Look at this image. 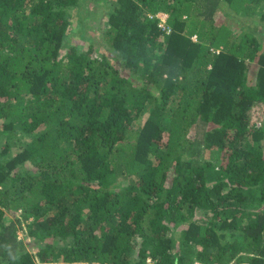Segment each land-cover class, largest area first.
Segmentation results:
<instances>
[{"label":"trees","instance_id":"16d2710c","mask_svg":"<svg viewBox=\"0 0 264 264\" xmlns=\"http://www.w3.org/2000/svg\"><path fill=\"white\" fill-rule=\"evenodd\" d=\"M88 4L0 0V264H264V0Z\"/></svg>","mask_w":264,"mask_h":264},{"label":"rangeland","instance_id":"374dc122","mask_svg":"<svg viewBox=\"0 0 264 264\" xmlns=\"http://www.w3.org/2000/svg\"><path fill=\"white\" fill-rule=\"evenodd\" d=\"M112 1L114 0H98V1H94V0H89V4L86 6V8L88 10L91 9V12L93 11V15H90L89 19H86V23H81L83 26L82 30L79 31L78 28L80 26H77V22L76 20H74V22L72 23L73 25V29L71 30V32L69 33V42L71 44L76 45L77 47L80 48V50H86L89 45L91 40H93V38L96 40L95 46H99L101 45V42L99 43V35L101 36L102 32V26L99 23V20L97 18L100 17L102 10L105 9L106 5L111 4ZM164 13V12H163ZM106 18H104L105 20ZM103 23V22H102ZM194 40H197L196 36H193ZM101 51H106L107 53H110L108 48H105V46L101 47ZM111 55H113L112 53H110ZM253 116L257 117L258 115H260V109H254L253 110ZM263 114V116H262ZM262 118L257 122V126H262L261 123H263V119H264V111L261 113ZM147 115L144 113L142 118L138 121V124H142L144 122V120L146 119ZM261 122V123H260ZM195 131L192 129L190 132V135H194ZM206 157L208 159H211L213 161H221V158L223 156V153L221 155V152L217 149H211V150H207L206 152ZM30 165V164H29ZM20 237L22 238L23 236V232L20 231L19 232ZM227 240H232L231 236H227ZM26 242H29L28 240H26ZM190 248V247H189ZM28 249H30L31 251H33L35 248L32 246V244L28 245ZM194 263V262H193ZM191 263V264H193Z\"/></svg>","mask_w":264,"mask_h":264},{"label":"built area","instance_id":"2783aa9c","mask_svg":"<svg viewBox=\"0 0 264 264\" xmlns=\"http://www.w3.org/2000/svg\"><path fill=\"white\" fill-rule=\"evenodd\" d=\"M156 17H158L160 20L158 22V25L160 28L162 29H167L168 32H170V27L167 26V20L169 15L167 13H163V12H159ZM185 264H189V263H185ZM193 264H205L199 261H195Z\"/></svg>","mask_w":264,"mask_h":264}]
</instances>
